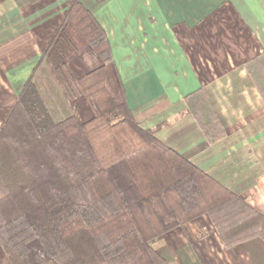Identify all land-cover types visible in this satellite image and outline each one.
I'll return each instance as SVG.
<instances>
[{
    "label": "trees",
    "instance_id": "obj_1",
    "mask_svg": "<svg viewBox=\"0 0 264 264\" xmlns=\"http://www.w3.org/2000/svg\"><path fill=\"white\" fill-rule=\"evenodd\" d=\"M71 31L102 60L78 78ZM43 62L70 95L77 84L90 119L54 117L34 81ZM206 109L215 140L222 129ZM157 131L135 118L104 27L71 0L0 126V243L11 263L170 264L152 240L205 213L227 246L264 239V212Z\"/></svg>",
    "mask_w": 264,
    "mask_h": 264
},
{
    "label": "crops",
    "instance_id": "obj_2",
    "mask_svg": "<svg viewBox=\"0 0 264 264\" xmlns=\"http://www.w3.org/2000/svg\"><path fill=\"white\" fill-rule=\"evenodd\" d=\"M80 1L106 31L138 122L264 212V0ZM70 2L0 0V57L16 58L5 77L17 96ZM69 35L77 78L102 60ZM206 106L222 129L215 140ZM151 243L170 264H264V239L227 246L207 213ZM0 264H12L1 243Z\"/></svg>",
    "mask_w": 264,
    "mask_h": 264
},
{
    "label": "rangeland",
    "instance_id": "obj_3",
    "mask_svg": "<svg viewBox=\"0 0 264 264\" xmlns=\"http://www.w3.org/2000/svg\"><path fill=\"white\" fill-rule=\"evenodd\" d=\"M31 41L33 51L36 49V46L41 49L45 44L40 31L37 34H33V39H31ZM15 59L16 58H9L5 55L0 57V126L5 115L18 98L5 77L6 68L8 69L9 65L12 64ZM34 81L48 108H50L56 119H64L71 114H76L82 120H88L92 117L93 110L87 100L84 101L85 104L83 106L79 107V102L82 100V93L78 89L77 84L74 82L72 85L74 95H70L62 83L56 81L50 65L46 62L40 65L38 71L35 73Z\"/></svg>",
    "mask_w": 264,
    "mask_h": 264
}]
</instances>
